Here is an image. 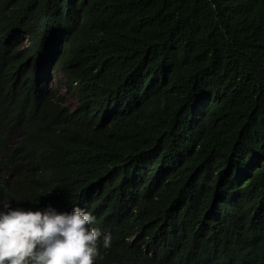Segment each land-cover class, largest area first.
<instances>
[{
    "label": "trees",
    "instance_id": "trees-1",
    "mask_svg": "<svg viewBox=\"0 0 264 264\" xmlns=\"http://www.w3.org/2000/svg\"><path fill=\"white\" fill-rule=\"evenodd\" d=\"M0 199L86 208L94 264H264V0H0Z\"/></svg>",
    "mask_w": 264,
    "mask_h": 264
},
{
    "label": "clouds",
    "instance_id": "clouds-1",
    "mask_svg": "<svg viewBox=\"0 0 264 264\" xmlns=\"http://www.w3.org/2000/svg\"><path fill=\"white\" fill-rule=\"evenodd\" d=\"M12 201L0 199V264H94L100 247L112 245L111 234L92 227L97 220L86 208L33 211L13 209Z\"/></svg>",
    "mask_w": 264,
    "mask_h": 264
},
{
    "label": "rangeland",
    "instance_id": "rangeland-1",
    "mask_svg": "<svg viewBox=\"0 0 264 264\" xmlns=\"http://www.w3.org/2000/svg\"><path fill=\"white\" fill-rule=\"evenodd\" d=\"M49 89L57 93L60 97H65L67 106L71 111H76L78 107V101L75 96L67 93L64 84L65 78L62 73L58 71L50 72L48 79Z\"/></svg>",
    "mask_w": 264,
    "mask_h": 264
}]
</instances>
